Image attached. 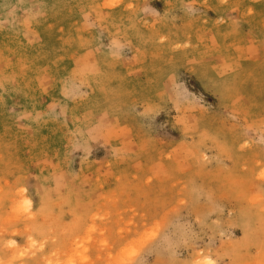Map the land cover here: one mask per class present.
Here are the masks:
<instances>
[{
	"label": "rangeland",
	"instance_id": "1",
	"mask_svg": "<svg viewBox=\"0 0 264 264\" xmlns=\"http://www.w3.org/2000/svg\"><path fill=\"white\" fill-rule=\"evenodd\" d=\"M0 264H264V0H0Z\"/></svg>",
	"mask_w": 264,
	"mask_h": 264
},
{
	"label": "bare ground",
	"instance_id": "2",
	"mask_svg": "<svg viewBox=\"0 0 264 264\" xmlns=\"http://www.w3.org/2000/svg\"><path fill=\"white\" fill-rule=\"evenodd\" d=\"M206 261L210 262V260L206 259Z\"/></svg>",
	"mask_w": 264,
	"mask_h": 264
}]
</instances>
